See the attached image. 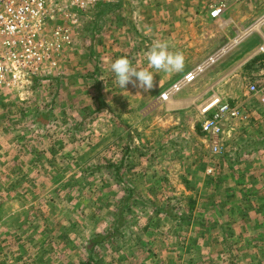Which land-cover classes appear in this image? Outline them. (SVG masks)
Listing matches in <instances>:
<instances>
[{
	"label": "rangeland",
	"instance_id": "374dc122",
	"mask_svg": "<svg viewBox=\"0 0 264 264\" xmlns=\"http://www.w3.org/2000/svg\"><path fill=\"white\" fill-rule=\"evenodd\" d=\"M79 22L50 78L0 90V264H264V0H120ZM155 42L182 71L151 67ZM120 57L153 87L121 88ZM223 102L241 115L214 151L201 124Z\"/></svg>",
	"mask_w": 264,
	"mask_h": 264
},
{
	"label": "built area",
	"instance_id": "2783aa9c",
	"mask_svg": "<svg viewBox=\"0 0 264 264\" xmlns=\"http://www.w3.org/2000/svg\"><path fill=\"white\" fill-rule=\"evenodd\" d=\"M119 1L0 0V90L29 93L37 82L50 78L59 70L60 60L73 48L79 14ZM195 78L196 75L189 74L185 84ZM182 85L177 84L173 89L178 91ZM250 91L259 93L261 90L252 85ZM261 100L264 103V92ZM215 107L205 115L201 126L214 144L213 150L219 151L224 122L239 117L241 110L229 102ZM209 109H204L203 113Z\"/></svg>",
	"mask_w": 264,
	"mask_h": 264
},
{
	"label": "clouds",
	"instance_id": "9594fccd",
	"mask_svg": "<svg viewBox=\"0 0 264 264\" xmlns=\"http://www.w3.org/2000/svg\"><path fill=\"white\" fill-rule=\"evenodd\" d=\"M148 63L157 71L174 73L184 68V56L179 52H170L165 42H155L147 53ZM111 72L116 78V83L126 89V85L134 86L148 91L153 87V72L147 69L133 67L126 57L117 58L110 65Z\"/></svg>",
	"mask_w": 264,
	"mask_h": 264
},
{
	"label": "trees",
	"instance_id": "16d2710c",
	"mask_svg": "<svg viewBox=\"0 0 264 264\" xmlns=\"http://www.w3.org/2000/svg\"><path fill=\"white\" fill-rule=\"evenodd\" d=\"M172 218L176 219V216H171Z\"/></svg>",
	"mask_w": 264,
	"mask_h": 264
}]
</instances>
